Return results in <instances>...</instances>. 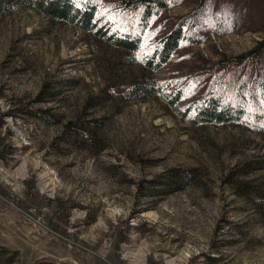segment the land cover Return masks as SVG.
<instances>
[{"label":"rangeland","instance_id":"374dc122","mask_svg":"<svg viewBox=\"0 0 264 264\" xmlns=\"http://www.w3.org/2000/svg\"><path fill=\"white\" fill-rule=\"evenodd\" d=\"M199 3L201 42L155 71L32 8L0 14V264H264V127H191L161 99L106 90L197 77L264 41V0H178L147 44ZM261 72L264 48L224 74ZM74 119L92 121L91 143L65 129ZM173 168L194 181L174 187Z\"/></svg>","mask_w":264,"mask_h":264},{"label":"trees","instance_id":"16d2710c","mask_svg":"<svg viewBox=\"0 0 264 264\" xmlns=\"http://www.w3.org/2000/svg\"><path fill=\"white\" fill-rule=\"evenodd\" d=\"M102 1L12 0L6 3L0 0V14L16 5L32 8L53 21L70 24L106 45L123 51L129 59L137 61L149 71L165 65L182 45L201 42L200 29L205 17L202 3L190 13L180 16L166 32L147 44V29L151 20L177 4L178 0H117L108 6ZM102 12L103 16L100 15ZM109 16L114 19L109 20ZM257 44L245 53L233 57L222 56L209 63L207 71L199 72L197 77L158 82L140 78L130 86H106V90L111 96L123 91L126 99L143 100L151 96L161 99L179 119L191 127L240 124L252 130H261L264 127V77L254 76L250 81L243 77L233 83L224 74L236 64L257 59L264 48V41ZM200 76L208 79L206 87L196 97H190L189 90L191 92V86L198 82ZM35 113L44 119V110H36ZM43 121L52 122L48 118ZM91 122L74 119L64 125L73 136L91 143L93 134L86 130L87 124ZM170 172V182L174 187L194 181L191 169L173 168ZM212 259L207 256V260Z\"/></svg>","mask_w":264,"mask_h":264},{"label":"snow or ice","instance_id":"6c2138e0","mask_svg":"<svg viewBox=\"0 0 264 264\" xmlns=\"http://www.w3.org/2000/svg\"><path fill=\"white\" fill-rule=\"evenodd\" d=\"M100 15L103 16V12L100 13ZM108 19H109V20H113L114 18H113L112 16H109ZM137 58L139 59V57H137Z\"/></svg>","mask_w":264,"mask_h":264}]
</instances>
